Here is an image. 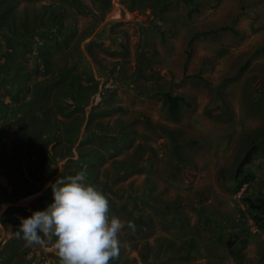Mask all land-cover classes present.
<instances>
[{"label":"rangeland","instance_id":"obj_1","mask_svg":"<svg viewBox=\"0 0 264 264\" xmlns=\"http://www.w3.org/2000/svg\"><path fill=\"white\" fill-rule=\"evenodd\" d=\"M0 26V264H60L16 231L80 171L125 224L110 264H264V0H0Z\"/></svg>","mask_w":264,"mask_h":264},{"label":"clouds","instance_id":"obj_2","mask_svg":"<svg viewBox=\"0 0 264 264\" xmlns=\"http://www.w3.org/2000/svg\"><path fill=\"white\" fill-rule=\"evenodd\" d=\"M63 172V168H59ZM53 202L46 209L21 217L16 231L27 246L43 244L42 237H55V249L60 264H110L119 258L120 239L125 224L110 217L109 200L88 182L84 171L59 176L48 185ZM127 228L134 233L136 225L129 221Z\"/></svg>","mask_w":264,"mask_h":264},{"label":"trees","instance_id":"obj_3","mask_svg":"<svg viewBox=\"0 0 264 264\" xmlns=\"http://www.w3.org/2000/svg\"><path fill=\"white\" fill-rule=\"evenodd\" d=\"M3 18V20L5 19L4 15L2 14L1 16ZM1 27V26H0ZM11 29L10 28H3V33L4 34H7V35H11L13 33H11L10 31ZM164 100L168 103V110H169V113L171 114V116L173 117H177L178 113H179V110L182 106V104L184 103H187L185 98L182 97V96H178V95H173L171 93H165L164 94ZM14 121H17L18 123H20V119L19 118H16L14 116ZM258 148H257V145H252L247 151L246 153L244 154L240 164H239V168H238V173L241 174L242 172V169L245 165H247L248 163H250L255 155V153L257 152ZM88 157V154L85 155ZM92 156V154H91ZM88 157L85 159H83L84 162H88L89 164L92 163V158ZM249 180H242L238 186V189L242 187V185L246 182H248ZM250 206L252 208H254L255 210H258V211H261L263 212L264 211V202H261V203H256V201L254 200H251L250 201Z\"/></svg>","mask_w":264,"mask_h":264}]
</instances>
